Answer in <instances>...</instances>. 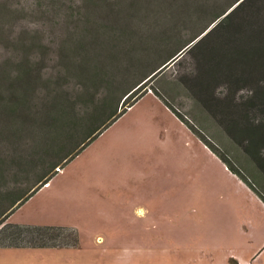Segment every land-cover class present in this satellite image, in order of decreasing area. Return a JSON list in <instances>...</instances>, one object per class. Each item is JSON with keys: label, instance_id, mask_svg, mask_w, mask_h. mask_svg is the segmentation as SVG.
Here are the masks:
<instances>
[{"label": "rangeland", "instance_id": "374dc122", "mask_svg": "<svg viewBox=\"0 0 264 264\" xmlns=\"http://www.w3.org/2000/svg\"><path fill=\"white\" fill-rule=\"evenodd\" d=\"M9 2L14 9L43 4ZM75 3L59 0L42 21L40 15L19 11L12 27L0 31V62L13 55L21 32L41 29L47 43L43 44L51 51L45 60V73L51 77L67 27L84 19L76 14ZM260 6L264 9V0H255L247 10H257L256 20L264 14ZM103 16L97 20L107 24ZM132 22L134 32L128 28L129 35L124 36L119 31L109 47H99L97 58L106 66L116 63L112 55L116 52L121 58L116 68L131 63V57L146 59L152 68L161 66L197 29L170 31L160 40L156 35L172 26ZM207 44L224 47L222 35ZM204 57L200 50L175 59L149 82L143 98L131 108L125 104L121 112L128 111L123 116L8 220L74 228L79 245L26 255L21 261L14 257L13 264H264V202L155 94H162L172 108L192 120L210 143L217 144L224 136L237 146L226 130L229 125L243 126L246 118L264 122V102L254 97L264 93V74L255 72L254 63L244 65L231 55L210 62ZM143 75L134 76L130 84ZM115 76L121 84L124 78ZM219 149L226 155L233 151L229 146ZM29 178L25 175L18 187H28ZM0 264H6L1 249Z\"/></svg>", "mask_w": 264, "mask_h": 264}, {"label": "trees", "instance_id": "16d2710c", "mask_svg": "<svg viewBox=\"0 0 264 264\" xmlns=\"http://www.w3.org/2000/svg\"><path fill=\"white\" fill-rule=\"evenodd\" d=\"M42 1L41 6L32 3L27 8L14 9L9 0H0V31L12 27L20 16H17L19 11L40 15L42 21L59 0ZM78 1L75 3L79 8L76 14L83 15L84 19L67 27L69 30L53 60L51 77L45 73V60L50 59L51 51L44 45L47 44L44 43L45 32L41 29L21 32L13 43V55L0 62V248L79 245V232L74 228L14 224L8 220L123 116L128 111L121 112L125 104L130 103L131 108L143 98L149 82L162 74L168 65L159 70L177 56L201 50L204 59L210 62L231 55L234 61L244 65L249 61L254 63L255 72L264 74V14L261 20H256L257 12L254 11L257 10L247 11L255 0ZM258 10L264 13L261 6ZM103 15L107 24L97 20L104 19ZM120 15L124 16L118 18ZM140 19L149 25L159 22L172 26L156 35L160 40L167 39L170 31L197 29L191 40L161 66L152 68L146 59L140 61L131 57V63L116 68L121 58L119 53H112L115 49H111L116 63L111 68L107 64V67L104 60L97 58L99 47L105 44L109 47L118 39L119 31L124 36L129 35L128 28L134 32L132 20ZM203 20L205 23L199 28ZM104 31L107 34L101 33ZM217 35H222L224 47L211 48L207 42ZM66 74L71 76L70 80ZM114 74L124 78L122 83L119 82L121 84L116 83ZM138 74L144 75L130 84ZM74 83L78 86H69ZM155 94L264 202V191L261 190L264 189V122L256 124L253 119L246 118L247 123L243 126L229 125L226 130L237 146L224 136L219 143L213 144L199 133L192 120L172 108L166 97L158 92ZM257 95L254 97L264 102V93ZM228 146L233 148L230 154L219 149ZM23 174L31 178L28 179L29 186L21 189L18 182L23 180Z\"/></svg>", "mask_w": 264, "mask_h": 264}, {"label": "crops", "instance_id": "0c3cea01", "mask_svg": "<svg viewBox=\"0 0 264 264\" xmlns=\"http://www.w3.org/2000/svg\"><path fill=\"white\" fill-rule=\"evenodd\" d=\"M44 189L45 188L43 187L34 196H36L37 194H39ZM34 196L32 198H34ZM31 199L29 201H31ZM28 202H26V203H28ZM0 249H1V255H2V258H3V263L13 264L14 262H13V259L12 258H14V257L15 258H18V260L21 261V259L23 258V256L33 254L36 257V256L40 255L41 252H47V250H50L52 248H0ZM5 257L6 258H10V259H5Z\"/></svg>", "mask_w": 264, "mask_h": 264}, {"label": "water", "instance_id": "95a60500", "mask_svg": "<svg viewBox=\"0 0 264 264\" xmlns=\"http://www.w3.org/2000/svg\"><path fill=\"white\" fill-rule=\"evenodd\" d=\"M182 55H183V54H182ZM182 55H181V56H182ZM181 56H180V57H181ZM180 57L177 58V59H180ZM177 59H176V60H177ZM176 60H175V61H176ZM175 61H173V63H174ZM171 64H172V63H170V62L167 63V64H166L165 66H163L159 71L163 70L167 65L169 66V65H171ZM168 66H167V67H168ZM159 71H158V72H159ZM158 72H156L155 74H157Z\"/></svg>", "mask_w": 264, "mask_h": 264}, {"label": "bare ground", "instance_id": "6f19581e", "mask_svg": "<svg viewBox=\"0 0 264 264\" xmlns=\"http://www.w3.org/2000/svg\"><path fill=\"white\" fill-rule=\"evenodd\" d=\"M60 171L62 172L63 170H60ZM49 185H50V184H47L46 187H48Z\"/></svg>", "mask_w": 264, "mask_h": 264}, {"label": "built area", "instance_id": "2783aa9c", "mask_svg": "<svg viewBox=\"0 0 264 264\" xmlns=\"http://www.w3.org/2000/svg\"><path fill=\"white\" fill-rule=\"evenodd\" d=\"M49 183H50V182H49ZM49 183H47V184H49ZM47 184H46V185H47ZM46 185H45V186H46Z\"/></svg>", "mask_w": 264, "mask_h": 264}]
</instances>
